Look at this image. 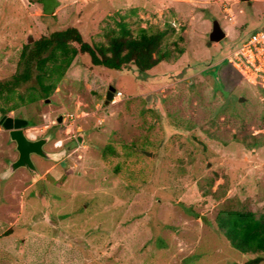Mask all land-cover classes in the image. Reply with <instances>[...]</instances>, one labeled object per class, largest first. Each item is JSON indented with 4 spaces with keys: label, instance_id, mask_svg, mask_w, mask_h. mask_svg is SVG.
Listing matches in <instances>:
<instances>
[{
    "label": "rangeland",
    "instance_id": "374dc122",
    "mask_svg": "<svg viewBox=\"0 0 264 264\" xmlns=\"http://www.w3.org/2000/svg\"><path fill=\"white\" fill-rule=\"evenodd\" d=\"M120 16L168 28L171 57L141 73L79 53L48 102L7 114L33 116L23 130L59 159L1 177L17 151L0 124V264H264L216 225L222 209L264 212V87L226 58L264 27V0H0V79L27 41L76 26L104 42Z\"/></svg>",
    "mask_w": 264,
    "mask_h": 264
},
{
    "label": "trees",
    "instance_id": "16d2710c",
    "mask_svg": "<svg viewBox=\"0 0 264 264\" xmlns=\"http://www.w3.org/2000/svg\"><path fill=\"white\" fill-rule=\"evenodd\" d=\"M116 25L106 32L104 42L88 41L78 27L66 26L24 43L15 71L0 79V115L52 95L79 53L86 54L93 67H131L141 73L170 59L171 50L164 43L168 28L152 32L139 28L134 33L124 16L116 20ZM30 119V125L38 123L33 116ZM108 149L111 150L109 146ZM216 225L234 249L242 253L264 252V212L256 216L247 209H222L217 213ZM261 261L262 256L256 255L245 264Z\"/></svg>",
    "mask_w": 264,
    "mask_h": 264
},
{
    "label": "water",
    "instance_id": "95a60500",
    "mask_svg": "<svg viewBox=\"0 0 264 264\" xmlns=\"http://www.w3.org/2000/svg\"><path fill=\"white\" fill-rule=\"evenodd\" d=\"M241 1L248 2L249 0ZM223 37L224 32L222 28L218 24H214L210 34L211 41H218ZM114 92L115 88L113 86H109L106 93V98L104 100V105L110 102L114 95ZM44 101L48 102L49 99L46 98ZM61 120L62 115H59L57 121L60 122ZM0 124L5 130L9 132V140L15 142V149L18 152L17 159L8 163V167L1 174V177L6 178L11 175L16 169L23 167L29 172L31 179L35 180V178L39 176V172L31 159V154H36L46 160L59 159V153L49 152L43 149L42 145L47 141L46 137L32 140L25 136L23 127L27 125V120L22 118H12L4 116L0 119ZM78 140L79 142H81L80 135H78Z\"/></svg>",
    "mask_w": 264,
    "mask_h": 264
},
{
    "label": "built area",
    "instance_id": "2783aa9c",
    "mask_svg": "<svg viewBox=\"0 0 264 264\" xmlns=\"http://www.w3.org/2000/svg\"><path fill=\"white\" fill-rule=\"evenodd\" d=\"M229 18L231 19V16ZM226 58L244 79L264 87V27L243 39Z\"/></svg>",
    "mask_w": 264,
    "mask_h": 264
},
{
    "label": "flooded vegetation",
    "instance_id": "af4514ba",
    "mask_svg": "<svg viewBox=\"0 0 264 264\" xmlns=\"http://www.w3.org/2000/svg\"><path fill=\"white\" fill-rule=\"evenodd\" d=\"M4 116H5V117H12V118H15V116L7 115V114L2 115L1 118L4 117ZM57 118H58V117H57ZM62 119H63V116H62ZM57 122H58V121H57ZM27 123H28V121H27ZM28 124H29V123H28ZM31 126H32V125H31ZM23 129H24V127H23ZM7 132H8V131H7ZM23 132H24L25 136H27V138L32 139V140L35 139V138H32V137H29V136L25 133L24 130H23ZM8 134H9V132H8ZM43 137H46V138H47V141L43 143L42 147H43L44 150L48 151L47 148H46V146H47V142H49V140H50L51 135L47 134V135L41 136V137H39V138H43ZM39 138H36V139H39ZM77 140H78V136H77ZM14 143H15V142H14ZM61 145H62V144H60V146H61ZM70 145H72V143H71ZM54 147L57 148L58 145L55 144ZM58 150H61V149H58ZM58 150H57V151H58ZM49 152L59 153V152H56V150H54V149H52V150L49 151ZM17 157H18V152H17ZM34 157H40V156H38V155H36V154H31V159H33ZM40 158H41V157H40ZM16 159H17V158H16ZM32 161H33V160H32ZM20 168H23V167H20ZM18 169H19V168H18ZM24 169H25V168H24ZM16 170H17V169H16Z\"/></svg>",
    "mask_w": 264,
    "mask_h": 264
}]
</instances>
